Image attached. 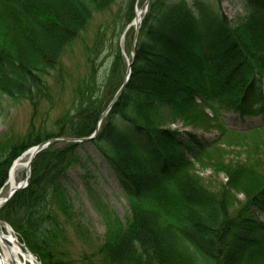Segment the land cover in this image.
Masks as SVG:
<instances>
[{
    "label": "trees",
    "instance_id": "16d2710c",
    "mask_svg": "<svg viewBox=\"0 0 264 264\" xmlns=\"http://www.w3.org/2000/svg\"><path fill=\"white\" fill-rule=\"evenodd\" d=\"M242 1L245 16L231 21L203 0H150L135 42L136 0H0V99L24 100L33 112L24 133L0 136V191L26 151L98 132L89 142H57L37 154L27 188L0 209V221L41 264H264V164L256 172L247 163L225 167L229 181L212 190L196 167L213 163V142L168 128L184 110L209 108L214 117L201 115V126L224 137L264 132V0ZM117 6L104 29L123 23L126 53L111 46L101 80L104 35L88 36L96 17ZM77 50L87 71L73 76L66 59ZM129 63V82L104 115ZM68 81L72 96L58 113ZM222 112L261 120L233 131ZM89 146L130 204L124 222L100 210L105 234L98 243L78 223L69 191L70 173L85 164ZM72 236L86 248L76 253Z\"/></svg>",
    "mask_w": 264,
    "mask_h": 264
},
{
    "label": "rangeland",
    "instance_id": "374dc122",
    "mask_svg": "<svg viewBox=\"0 0 264 264\" xmlns=\"http://www.w3.org/2000/svg\"><path fill=\"white\" fill-rule=\"evenodd\" d=\"M137 9L143 11L145 6V0H136ZM215 11H219L221 15H224L229 20L234 21L237 17H244L246 12L243 7L242 0H203ZM118 7H115L112 13L105 14V16L96 17L93 24L94 28L89 32L88 39L93 40L94 33L100 30L103 37L100 43V59H99V77L101 80L105 79V75L110 69V65L113 61L111 55V46L119 45L124 53H126V38L125 32L123 33L124 25L122 22L116 25L114 31L104 29V25L108 24L114 16L118 13ZM147 13L144 12L143 17ZM134 22L130 25L132 26ZM100 29H99V28ZM107 27V26H106ZM129 28V26L127 27ZM106 33V34H105ZM104 42V44H103ZM67 67L70 68L71 74L84 75L87 71L85 66V56L82 51H75L73 55H70L66 59ZM72 82L68 81L65 87L60 92L59 106H57L58 113L69 103L72 96L71 88ZM0 103L3 105V109H0V136L4 132L13 131L16 133H24L29 125V121L32 118L33 112L30 104L26 101H12L6 97L0 99ZM199 103V102H198ZM192 114L184 110L181 117L168 128L171 131H178L180 133H192L197 134L200 137H204L206 140L213 142V146L216 147L213 151L212 164L205 166L197 165V175L202 180L203 184L215 191L222 189L227 184L229 178L222 172V169L229 166H236L240 164H248L249 167L256 172L261 169V165L264 164V132H261L259 136H250L249 139L224 137L220 134L219 130L215 128H204L201 126V115L204 119H213V112L209 108L200 109ZM196 114V115H195ZM200 114V115H199ZM224 121L228 128L233 131H240L247 129L250 125L259 123L261 118H248L242 119L239 115L232 113H224ZM196 118L191 121V118ZM51 118H54L51 115ZM192 118V119H193ZM193 123V124H192ZM240 137V135H239ZM85 164L74 169L71 175L70 182V195L72 196V202L76 208L78 223L81 227L86 229V235L92 239V241L98 243L102 242L105 234V227L102 220V212L100 211L104 207L112 211L113 214L118 215L121 221L130 216V204L124 193L120 183H118L114 173H112L103 158L95 152L94 148L90 147L83 152ZM217 159V160H216ZM223 164H218L217 161ZM29 160V155L24 156L20 163L26 165ZM260 165V166H259ZM256 169V170H255ZM259 171V170H258ZM26 168L22 167L16 174L17 183L24 180ZM9 186H6V190L2 193L1 197H5L9 192ZM239 203L245 201L244 194L237 195ZM259 219L264 222V215L259 216ZM2 226H7L1 222ZM13 235L15 236L14 232ZM72 249L77 253L81 252L85 245L73 238L72 236ZM86 248V247H85ZM1 255V252H0ZM1 264V263H0Z\"/></svg>",
    "mask_w": 264,
    "mask_h": 264
},
{
    "label": "water",
    "instance_id": "95a60500",
    "mask_svg": "<svg viewBox=\"0 0 264 264\" xmlns=\"http://www.w3.org/2000/svg\"><path fill=\"white\" fill-rule=\"evenodd\" d=\"M149 3H150V0H147L145 6H144V9L141 13V15L144 13V12H147V8L149 6ZM142 16L141 17H138V11H137V16H136V19L134 20V26L136 28V38H135V41L138 37V30L140 28V23L142 21ZM135 52V45L132 49V54H134ZM131 71H132V65L129 64V68H128V71H127V74H126V80L124 81L123 85L121 86L119 92L116 94V96L114 97L115 99L112 101V103L109 105L108 107V111L106 112V114L109 113V111L111 110V108L113 107V105L119 100V96L122 94V92L124 91V89L126 88L125 86L127 85V83L129 82V79H130V75H131ZM105 115V114H104ZM98 132H96L92 137H89V139H82V140H75V139H72V138H68V139H61V138H57V139H53V140H49V141H46V143H41L40 145H37L35 148H32L30 149L29 151L26 152V154H24V156L26 155H30L29 157V160L28 162L26 163V174H25V180H23L22 182H19L16 184L15 187H11L9 192L6 194V197H3L2 200H1V203H0V209H2L10 200L11 198L17 193V191L19 190H22V189H25L27 188V184H28V180L30 178L29 174H30V171H31V164L32 162L35 160L37 154H39L40 152H42L43 150L47 149L48 146L52 145V144H57V142H65V143H68V142H71V143H78V142H89L90 140L94 139L96 137ZM22 158L18 159L15 161V163L13 164V167L12 169L15 167V164L17 162H19ZM11 169V171H12ZM10 171V173H11ZM9 173V174H10ZM1 193V192H0ZM1 211V210H0ZM32 254V253H31ZM33 255V254H32ZM34 256V255H33ZM35 260L37 261V258L34 256ZM0 259H1V256H0ZM40 264V263H39Z\"/></svg>",
    "mask_w": 264,
    "mask_h": 264
},
{
    "label": "bare ground",
    "instance_id": "6f19581e",
    "mask_svg": "<svg viewBox=\"0 0 264 264\" xmlns=\"http://www.w3.org/2000/svg\"><path fill=\"white\" fill-rule=\"evenodd\" d=\"M138 17H141L142 11L137 9ZM26 168L25 165H21L20 161L15 164L9 175L8 185L9 188H13L17 184V172L22 168ZM3 197L0 196V203ZM0 252L2 264H38L31 252L26 251L19 241L13 235L11 228L2 226L0 223Z\"/></svg>",
    "mask_w": 264,
    "mask_h": 264
}]
</instances>
